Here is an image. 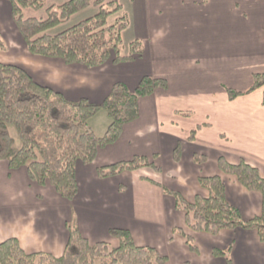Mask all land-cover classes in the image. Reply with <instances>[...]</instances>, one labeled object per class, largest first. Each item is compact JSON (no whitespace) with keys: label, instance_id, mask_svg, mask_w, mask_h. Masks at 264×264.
<instances>
[{"label":"crops","instance_id":"obj_1","mask_svg":"<svg viewBox=\"0 0 264 264\" xmlns=\"http://www.w3.org/2000/svg\"><path fill=\"white\" fill-rule=\"evenodd\" d=\"M118 1L129 21L121 53L125 55L129 42L139 39L143 54L88 68L28 52L12 19L10 0H0V35L7 46L0 53L18 49L16 45L21 52L0 57V62L22 66L37 82L67 99L100 102L114 82L133 88L143 75L167 81L166 88L138 100L137 118L123 125L114 143L100 148L92 163L76 164L78 190L71 201L49 183L30 181L25 167L10 169L0 160V243L16 238L27 253L58 257L73 219L91 244L117 246L109 230L127 229L135 244L154 247L166 258L165 264H226L213 249L229 245L231 264H264V242L255 229H221L216 234L193 230L175 197L162 189L192 201L196 195L209 194L198 178L217 175L224 182L227 201L244 220L260 214L261 193L222 172L217 160L223 156L236 164L243 159L264 177L262 89L231 100L227 94L228 88L245 91L253 74L264 73V0ZM194 154L206 159L195 163ZM134 155L147 157L159 171L143 167L106 178L97 175V167ZM187 236L196 250L189 248Z\"/></svg>","mask_w":264,"mask_h":264},{"label":"trees","instance_id":"obj_2","mask_svg":"<svg viewBox=\"0 0 264 264\" xmlns=\"http://www.w3.org/2000/svg\"><path fill=\"white\" fill-rule=\"evenodd\" d=\"M11 15L17 30L32 55L61 59L66 64H80L91 68L107 61L119 63L140 57L144 51L141 40L129 42L128 52L123 55L122 33L129 21L122 5L117 0H66L46 8L44 18L27 17L24 10H39L44 0H10ZM97 6L96 12L67 28L50 33L74 14ZM112 21L109 22L110 18ZM7 46L0 35V52ZM167 81L161 77L143 75L133 88L116 81L107 96L100 102H91L81 97L67 99L63 93L37 82L22 66L0 62V160H5L10 169L25 167L28 178L39 185L49 183L64 199L71 201L77 193L76 164L92 163L97 152L114 143L124 124L138 116V100L150 95L157 88H166ZM262 89L264 104V73L252 75V83L245 91L228 88V98ZM104 109L110 122L102 136H97L87 120ZM186 115L189 112H185ZM9 127H13L15 139ZM195 130L191 131L190 138ZM180 146L174 149V159L179 160ZM206 157L194 154L193 161L202 163ZM218 168L234 175L248 190L261 193L262 207L259 215L244 220L240 210L230 204L225 196L223 180L217 176H200L199 184L208 190V196L196 195L186 200L179 192L162 188L176 199V206L185 211V220L190 228L211 234L221 229H255L264 242V177L256 167L243 159L236 164L223 156L217 160ZM151 167L159 168L142 155L117 161L96 169L100 178L118 175L124 171ZM149 181L158 185L154 180ZM68 241L62 255L56 257L46 252H25L16 238L0 243V264H164L166 258L151 246L135 244L127 229L112 228L109 234L118 240L116 247L107 242L89 243L72 219L67 224ZM183 233L181 229L175 228ZM187 242L196 250L190 236ZM230 245L226 249H213V254L222 256L231 264Z\"/></svg>","mask_w":264,"mask_h":264},{"label":"rangeland","instance_id":"obj_3","mask_svg":"<svg viewBox=\"0 0 264 264\" xmlns=\"http://www.w3.org/2000/svg\"><path fill=\"white\" fill-rule=\"evenodd\" d=\"M45 3H44V7L39 9V10H34V9H31V8H26L24 10L25 12V15L27 17H36V18H44L46 16V8L49 7L50 5H57V4H52L51 2H53V0H44ZM106 1H110V0H106ZM118 1V0H117ZM119 2V1H118ZM120 3V2H119ZM97 10V6L95 5H91L89 6L88 8L74 14L72 17H70V19L65 22L64 24L54 28V29H51L50 30V33H55V32H58L60 31L61 29H64V28H67L69 27L70 25L72 24H75L76 22L88 17V16H91L93 15ZM128 12V11H127ZM129 13V12H128ZM128 17V16H127ZM113 19V17L110 18L109 22H111ZM4 40V39H3ZM12 43H16L15 40H13ZM124 43V42H123ZM126 43V41H125ZM6 44V43H5ZM16 45V44H15ZM18 49H16L15 47L14 48H11L9 52L7 53H0V57H5L7 56L8 54L9 55H12V56H16L17 54H21L20 52V45H16ZM110 122V118L109 116L107 115L106 111L104 109H100L94 116H92L91 118H89L87 120V124L88 126L92 129V131L97 135V136H102L104 133H105V130L107 129V126ZM10 129V132L12 134V136L15 138V139H18L16 133H15V130L13 127H9ZM31 181V180H30ZM34 182V181H33ZM38 184V183H37ZM111 247H116V246H112L110 244ZM166 261V260H165ZM166 263V262H165ZM164 263V264H165ZM153 264H158L156 262H154Z\"/></svg>","mask_w":264,"mask_h":264}]
</instances>
